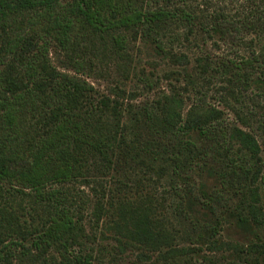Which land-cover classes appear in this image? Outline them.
<instances>
[{
	"label": "trees",
	"instance_id": "obj_1",
	"mask_svg": "<svg viewBox=\"0 0 264 264\" xmlns=\"http://www.w3.org/2000/svg\"><path fill=\"white\" fill-rule=\"evenodd\" d=\"M145 6L0 0V264H264V123L256 131L230 101L264 97V9L241 23L258 41L250 56L193 64L152 38L170 13ZM204 19L215 46L230 41L224 15ZM134 34L179 67L166 77L180 85L153 103L125 104ZM111 69L114 98L98 96L85 78ZM214 81L219 105L205 90ZM76 183L95 192L88 211Z\"/></svg>",
	"mask_w": 264,
	"mask_h": 264
},
{
	"label": "rangeland",
	"instance_id": "obj_2",
	"mask_svg": "<svg viewBox=\"0 0 264 264\" xmlns=\"http://www.w3.org/2000/svg\"><path fill=\"white\" fill-rule=\"evenodd\" d=\"M256 3L257 4H254L253 8L250 0H146L145 9L147 8V10L150 11L164 9L166 12L170 13V18L166 24L158 33L155 32L152 38L157 39L167 50H172L178 54H187L192 63L196 64L197 60L206 54L215 57L227 56L236 60L246 58L252 54L258 41L251 44L255 34H246L241 23L244 22L245 18L252 15L257 8L264 9V0H256ZM188 12H192L189 14H195L198 19L201 18L204 26H206L204 17L207 18L213 14L224 15L232 25L234 32L230 37V41H228L227 44L219 43L220 46H215L217 39L215 37L210 38L207 33L201 31V25L198 26L196 24L202 23L201 21L197 19L196 23H194L185 18ZM134 36L135 34L129 37L131 39V45L128 51L134 60V68L136 69H133L129 76V81L123 85L127 90L128 98L125 100V104L153 103L164 93L169 91L171 86L170 83L180 85L175 78L167 79L166 77L168 72L171 70H179V67H175L170 63H157L154 61L155 57L151 49V43L146 40L147 37H143L139 34V38L137 37L136 40ZM50 57L59 71L75 75L72 69L64 67L62 63L63 55L58 50H52ZM110 72L113 74L103 75L106 77H101V74H96L95 77L91 79L84 77L96 88L98 96L105 95L114 98L113 94L116 90L114 88L116 86L114 76L115 70L111 69ZM146 76L155 84L152 90H150L141 79ZM220 84L223 83L221 81H214L205 89L208 90L209 103L219 105L218 96L220 97L222 94L217 95V93H221L220 90L222 85ZM132 97H134V99H130ZM230 101L232 106L240 113V116L247 113L246 116L249 117L247 121L253 124L256 131H258L259 126L263 128L261 124L264 123V97L256 94L254 91H249L248 93H242L239 96V101H234L233 99H230ZM235 116L234 112L230 113L229 111L226 118L233 121ZM262 155L264 157V152ZM67 187L75 198L77 196H82L85 199L86 205L80 202L77 204L76 208H83L85 211H88L92 203L86 200L88 198L92 200L95 199V192L93 189L83 186L81 183H76ZM88 229H90L89 225ZM10 240L11 239H7L4 241L6 251L11 247L12 243ZM20 249L21 248H16V246L12 245V250L15 254L19 252ZM73 254H78L77 250H74ZM13 262L14 264H18L17 259H13ZM22 264H28V261L25 260Z\"/></svg>",
	"mask_w": 264,
	"mask_h": 264
}]
</instances>
